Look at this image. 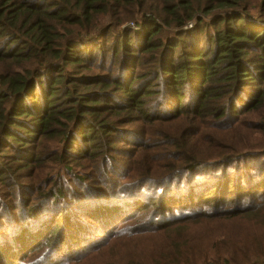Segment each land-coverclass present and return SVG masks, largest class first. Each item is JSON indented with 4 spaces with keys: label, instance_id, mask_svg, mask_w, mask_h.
Segmentation results:
<instances>
[{
    "label": "trees",
    "instance_id": "1",
    "mask_svg": "<svg viewBox=\"0 0 264 264\" xmlns=\"http://www.w3.org/2000/svg\"><path fill=\"white\" fill-rule=\"evenodd\" d=\"M139 112L161 123L193 116L227 134L242 123L255 138L241 148L230 141L233 151L223 156L206 199L219 201L217 215L169 210L179 197L193 200L204 184L187 197L161 183L166 200L156 195V209L145 185H154L151 179L131 183L134 151L145 137L129 131L131 141L119 139V125L140 122ZM177 150L169 173L200 164L186 161V147ZM247 160L255 163L246 167ZM11 180L5 199L0 187V218L5 204L18 225L11 237L0 222V264L37 258L50 236L84 246L75 249L74 264H81L115 240L149 238L155 230L167 239L176 234L157 252V264H264V0H0V185ZM93 185L123 201L131 216L96 219L102 227L110 221L111 232L87 253L80 213L90 200L77 207L74 197ZM164 209L180 220L162 224L175 219ZM143 214L150 218L140 222ZM201 218L235 223L196 235L176 224Z\"/></svg>",
    "mask_w": 264,
    "mask_h": 264
},
{
    "label": "rangeland",
    "instance_id": "2",
    "mask_svg": "<svg viewBox=\"0 0 264 264\" xmlns=\"http://www.w3.org/2000/svg\"><path fill=\"white\" fill-rule=\"evenodd\" d=\"M134 67V62H131L129 64V68L132 75H134ZM137 114L141 119L140 122H129L119 125L120 131H122L119 139L122 138L123 140L131 141V138L135 137V135L131 134L129 131H139L145 137L143 143H139L143 145L140 146L142 149L134 151L136 162L134 165L135 168L131 171V174L135 177L131 179V183L134 181L145 180L147 178L151 179V182L154 185L147 183H145V185L148 186L146 190L149 191L150 202L154 204L153 207L156 209V195H159L163 198V200H166V198L161 194L162 191L159 189L161 187L159 186L161 183L166 181L164 187H162L165 192L169 193L181 190L179 193H183L187 197L193 196L194 193L200 189V184H204L201 193L194 198L195 200L193 199L190 201L189 199L179 197L181 203L177 205H169V210H182L185 213V217L187 214L190 217H198L203 214L210 216V214L213 213L217 215L220 212V208L218 207L219 201L216 199H206L213 197L212 183L214 181L215 173L219 168H221V160L224 159L223 156L225 154L233 151L234 146L241 148L244 140L249 142L251 145L257 143L255 138L247 136V130L242 126V123L235 128L233 134H227L224 129L214 126L212 122L193 116L186 115L178 120L161 123L155 118H150L149 116L146 117L144 113L139 112ZM116 120L120 122L128 121L126 116H117ZM232 139L237 140V143L234 146L230 143ZM212 141L217 142V144L213 147H211ZM180 147H186L188 150L192 151L186 161H189V163L198 161L200 164H191L186 168L179 167L177 169L178 173L175 176L167 170L170 168L169 166L174 163L177 167V159L181 155L177 148ZM242 163L246 167H249L254 164L255 161L247 160ZM80 165L83 166V171H89V164L81 163ZM16 169L19 170L20 168L16 167ZM207 176L210 177L204 180H199V178ZM209 181L210 183H208ZM13 185L12 180L7 186L4 184L0 185L3 190L1 196L4 197V199L11 194V188ZM135 185L132 186L134 187ZM115 186L116 184L114 182L113 187ZM87 192L88 194H78L74 197V199L76 198L75 204L77 207L82 201L90 200V207L88 210L80 213L81 220L86 223L85 234L89 237V242H91V244L88 242V245L90 244V250L87 253H89L90 251L101 248L103 246L102 242L108 239L109 232H111L109 230L111 226L110 221H107L105 223L106 226L102 227L99 226L98 223H94L96 219L102 217L109 218L110 216L115 217L119 215L122 219L118 222H124L130 218L131 214H129L128 208H123V201L116 200L112 197L111 193H108L94 185L92 191ZM89 193H92L93 196H100L91 197ZM83 194L86 196H83ZM136 196L138 198H142L144 201H148V196L145 193L137 192ZM168 199H173V197L170 196ZM4 207L8 209V213H5L3 218H0V222L2 221V223L6 225L5 230L8 229L10 236L13 237L16 235V226L14 225L18 224L16 219L14 221L12 209L5 204ZM195 207L198 209L195 210ZM169 210L164 209L163 211H168L173 214L175 219L170 218L165 220L162 218L163 220H160L163 222L162 224H166L167 222L172 224L173 222L180 220V217H177L174 212ZM170 216L171 215H168L166 217ZM162 217H165L164 214H162ZM149 218L150 217L148 215L143 214L140 222L147 221ZM223 222L228 223L229 225L235 223L232 221H209L201 218L195 222L181 221L176 224L185 225L184 228L190 235H196L202 231H212L215 234H220V223ZM117 223L114 222V227ZM154 226H156V224ZM236 226L239 225L236 224ZM175 235L176 234H174V236ZM95 237L99 239L100 242H96L94 239ZM173 237L167 239L165 230H155L154 234H152L149 238L146 236H139L130 239L115 240L106 250L96 255H92L87 260L82 261L81 264H94L93 261L95 258H97V262L95 264H157V252L163 244L168 243ZM44 239L45 235H43V238L40 239V241L44 242ZM0 243H2L1 239ZM62 243H66L68 245L67 248L62 249ZM204 247L209 248L210 245L205 243ZM75 249L82 252V250H84V246L76 248L75 244L71 245L70 242L62 236L46 237L43 247L37 254L38 257L27 260L26 264H74L75 258H77L75 255ZM65 250L68 251L63 252ZM35 260L36 262H34Z\"/></svg>",
    "mask_w": 264,
    "mask_h": 264
}]
</instances>
